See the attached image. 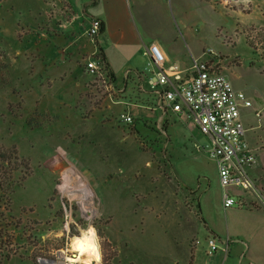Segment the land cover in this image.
Here are the masks:
<instances>
[{
	"label": "rangeland",
	"instance_id": "1",
	"mask_svg": "<svg viewBox=\"0 0 264 264\" xmlns=\"http://www.w3.org/2000/svg\"><path fill=\"white\" fill-rule=\"evenodd\" d=\"M212 2L219 10L193 26L189 49H179L175 60L208 59L233 76L234 87L261 114L259 120L248 115L252 127L262 123L250 135L264 139V0ZM45 6L43 0H0V144L16 146L31 169L25 179L23 165L13 178L0 175V264L75 256L71 238L89 225L100 237V264H184L196 238L205 256L198 202L203 212L212 210L222 236L233 237L242 221L264 220L223 207L209 139L197 127L172 113L163 121L159 111L141 108L147 118L133 113L135 105L151 102L137 76L114 84L98 49L77 59L65 52L68 66L57 50H30L41 32L50 41L59 32L39 21ZM55 12L62 13L51 8L47 16ZM94 58L101 59L103 75L86 69ZM127 111L134 120L125 124L118 116ZM74 169L92 190L88 210L63 195L65 176ZM261 242V236L250 238L252 252Z\"/></svg>",
	"mask_w": 264,
	"mask_h": 264
},
{
	"label": "crops",
	"instance_id": "2",
	"mask_svg": "<svg viewBox=\"0 0 264 264\" xmlns=\"http://www.w3.org/2000/svg\"><path fill=\"white\" fill-rule=\"evenodd\" d=\"M43 1L46 6L39 12L41 16L39 21L41 23L46 21L49 25L57 27L59 34H55V38L52 37L50 41L46 38L50 37L49 33H45L46 37H44V33L41 32L40 41L29 44V49L32 50L35 47L37 50L48 53L57 50L60 52V63L63 66H68L69 63L65 52L72 53L76 59L83 51L95 54L98 47L95 40L87 35L86 27L91 17H99L104 24V30L96 37L97 42L102 47L103 54L116 76L114 84L117 85L130 80L133 76L138 78V72H149L153 69L150 66L149 55V48L153 43L164 52L168 62H174L183 67L188 66L191 61L184 65L175 60L178 55L176 52L185 46L188 47V42L194 35L193 26L198 28L206 14H214L219 10L212 0ZM51 8H58V11L62 13L55 12L48 17L47 12ZM227 76L231 77L230 80L233 83V76L230 74ZM233 85L235 86L234 83ZM236 88L239 89L237 86ZM252 107L242 110V118L247 127L250 142L257 145L260 142L258 139L260 136L250 135V133L253 134V130L258 129L257 125L252 127L248 124L250 122L248 115L252 112L256 116L254 112L257 109L254 107L252 110ZM141 108L149 109L137 104L133 108V113L140 118L151 116L147 110ZM258 109L262 110V107ZM151 112L157 113L156 110ZM252 173L258 177H264V148L258 150ZM238 209L247 213L255 212L264 217L263 210ZM201 212L207 222V225H204L206 238L210 234L216 236L220 240V247L209 254L206 244L205 256L202 257L197 247L199 239L196 238V242L189 245V258L184 264H264V220L242 221L236 225L237 233H234L233 237L222 236L220 226L213 218L212 210L207 209L203 212L201 209ZM256 236H261L262 242L256 251L252 252L250 238Z\"/></svg>",
	"mask_w": 264,
	"mask_h": 264
},
{
	"label": "built area",
	"instance_id": "3",
	"mask_svg": "<svg viewBox=\"0 0 264 264\" xmlns=\"http://www.w3.org/2000/svg\"><path fill=\"white\" fill-rule=\"evenodd\" d=\"M102 23L101 18L91 17L86 27L87 35L96 38ZM149 55L153 69L137 75L151 102L141 105L159 111L160 121L168 113L176 114L208 137L206 148L217 165L225 209L236 206L264 211V177L252 173L258 150L264 148V139L258 138L259 144L253 145L242 118V110L253 105L252 98L235 88L230 78L217 68L216 62L193 58L188 66L183 67L168 62L164 52L154 43L150 45ZM86 69L91 73L97 70L103 75L105 68L100 58H94L86 63ZM254 114L260 119L257 111ZM118 120L127 124L134 118L127 111L121 112ZM205 240L207 253L219 249L220 240L216 236L210 234ZM66 255L69 254L64 252L54 258L41 257L39 264H72Z\"/></svg>",
	"mask_w": 264,
	"mask_h": 264
},
{
	"label": "trees",
	"instance_id": "4",
	"mask_svg": "<svg viewBox=\"0 0 264 264\" xmlns=\"http://www.w3.org/2000/svg\"><path fill=\"white\" fill-rule=\"evenodd\" d=\"M103 30H104V24L102 23L101 32ZM94 40H95V43H96V45L98 47L99 56L102 59V61L104 62V65H105V67L107 69L108 76L110 77V79L113 82H115L116 76H115L114 72L112 71L110 65L108 64V62L106 60V57L103 54L102 47L98 44L97 38H94ZM246 43L252 49L255 48L254 44L251 41V39L248 38V37L246 38ZM22 165L24 166V169H21ZM18 169H21L22 171H24V175L22 176L24 178H22V179H25L26 176H28L31 173L30 167L27 165L25 160L22 159V157L19 156L16 146H14V145L13 146H4L3 144H0V175L8 173L9 177L13 178L14 172H16ZM198 207H199L198 215L201 214L202 222L204 223V225H207L206 220L202 216V212H201V208H200V203L199 202H198Z\"/></svg>",
	"mask_w": 264,
	"mask_h": 264
},
{
	"label": "clouds",
	"instance_id": "5",
	"mask_svg": "<svg viewBox=\"0 0 264 264\" xmlns=\"http://www.w3.org/2000/svg\"><path fill=\"white\" fill-rule=\"evenodd\" d=\"M71 251L77 253L74 257H70L72 264L80 261L81 257L87 256L83 264H92L95 260L96 264L101 261V244L100 237L94 226L89 225L86 231L81 232L80 237L73 238L70 244Z\"/></svg>",
	"mask_w": 264,
	"mask_h": 264
},
{
	"label": "bare ground",
	"instance_id": "6",
	"mask_svg": "<svg viewBox=\"0 0 264 264\" xmlns=\"http://www.w3.org/2000/svg\"><path fill=\"white\" fill-rule=\"evenodd\" d=\"M78 175H79V172H77V169H74V170L70 171V173L67 174V176H65L66 177L65 178L66 187L63 190V195H67L70 199L79 200L82 208L88 210L87 207L89 205H91V203H92V196H90L92 194V190L90 189V185L86 182V180L85 181L83 179L80 180L82 182V184H84L83 186L79 183V180H78L79 176ZM91 207H92V205H91ZM80 236H81V234L74 235L71 238V242H72L73 238L80 237ZM61 254H63V253H61ZM66 257L71 262V260L69 258L74 257V256L66 255ZM82 258L83 257H81L80 261H77L76 263L79 264L78 262L84 261ZM93 261H95V260H93Z\"/></svg>",
	"mask_w": 264,
	"mask_h": 264
}]
</instances>
